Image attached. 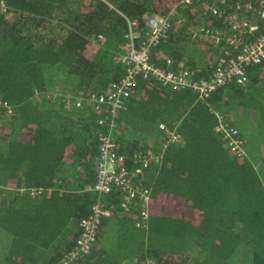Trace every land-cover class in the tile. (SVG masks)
Wrapping results in <instances>:
<instances>
[{
  "label": "trees",
  "instance_id": "trees-1",
  "mask_svg": "<svg viewBox=\"0 0 264 264\" xmlns=\"http://www.w3.org/2000/svg\"><path fill=\"white\" fill-rule=\"evenodd\" d=\"M4 1L0 100L13 110L0 112V264L58 263L98 201L109 215L92 254L74 264H264V63L205 100L139 76L114 119L86 99L76 105L107 95L125 76L127 21L135 22L139 45L150 18H168L152 63H183L205 80L222 57L264 34L258 4L249 0L251 10L231 0L214 14L206 0ZM245 20L258 30L238 33L235 48L226 39ZM217 114L238 130L246 155L231 152L215 131ZM161 124L182 140L164 146ZM106 134L133 177L136 197L127 206L126 190L113 186L100 198L93 190ZM148 151L159 159L137 174L136 156Z\"/></svg>",
  "mask_w": 264,
  "mask_h": 264
},
{
  "label": "built area",
  "instance_id": "built-area-1",
  "mask_svg": "<svg viewBox=\"0 0 264 264\" xmlns=\"http://www.w3.org/2000/svg\"><path fill=\"white\" fill-rule=\"evenodd\" d=\"M195 0H180L179 4L191 5ZM209 8L214 14H218L220 8L225 6L231 0H206ZM258 4L260 17L264 18V0H252ZM247 3V8L252 10V2L249 0H241ZM241 7L238 6V9ZM9 7L4 0H0V12H8ZM134 21H127V51L122 56V63L125 65L126 72L123 79L115 83L107 95H91L89 98H78L76 105H80L85 99L95 108H107L114 119V116L120 111L126 101L134 91L137 85V78L140 76L143 80H153L161 83L164 86H169L174 90L180 88H188L193 91L201 100L207 99L213 92L219 88L228 85L232 82L244 83L247 81L246 70L250 66H256L264 63V34L257 37L255 42L245 44L240 51L233 57H222L220 59L218 69L209 79L195 80L194 73L186 68L183 63H180L175 69H166L152 63L150 59V50L157 46L162 39L167 36L169 28L168 18L152 17L148 21L149 32L147 38L140 43H136L138 33L135 29ZM233 30L236 33L227 38L226 42L234 45L235 48L240 47L238 33L248 32L250 34L258 30V26L247 20L233 24ZM205 36L210 38L215 43L220 42V37L216 33L207 31ZM167 63L171 64V60L167 59ZM70 103V100H68ZM13 110L9 102L0 100V112L5 111L11 113ZM217 126L215 131L220 133L231 152L238 156L246 155L244 141L240 137L239 132L234 127L229 126L223 120V116L217 114ZM111 131L113 123L111 124ZM160 130L163 133V143L167 146L171 143H178L182 140L181 133L169 129L166 125L161 124ZM101 144L99 146L98 155V173L97 181L93 190L98 193L99 198L104 193L111 191L112 187H118L126 190L124 197V206L132 203L136 197V189L133 186L132 175L127 168L122 164L124 157L116 152L115 143L109 135L100 136ZM138 162L142 165L136 169V173H141L142 169L146 168L152 160L158 161L151 151L144 155L136 156ZM35 191L33 190L32 193ZM39 190L38 193H41ZM143 204L149 202L148 192L141 193ZM109 212L100 206V202L94 204L92 214L81 221L82 233L77 239L76 246L71 250L61 261L56 264H74L80 259L92 254L94 245L96 244L99 229L101 226V218L108 216ZM142 215L145 218L148 215L147 208H142Z\"/></svg>",
  "mask_w": 264,
  "mask_h": 264
}]
</instances>
